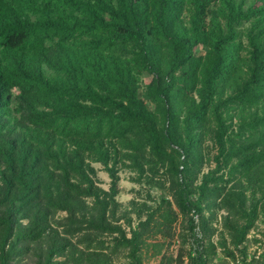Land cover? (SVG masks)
<instances>
[{
    "label": "trees",
    "instance_id": "1",
    "mask_svg": "<svg viewBox=\"0 0 264 264\" xmlns=\"http://www.w3.org/2000/svg\"><path fill=\"white\" fill-rule=\"evenodd\" d=\"M260 215L264 0H0V264H171L178 221L176 264H247Z\"/></svg>",
    "mask_w": 264,
    "mask_h": 264
},
{
    "label": "rangeland",
    "instance_id": "2",
    "mask_svg": "<svg viewBox=\"0 0 264 264\" xmlns=\"http://www.w3.org/2000/svg\"><path fill=\"white\" fill-rule=\"evenodd\" d=\"M149 77L146 75L143 77L142 85H145L149 81ZM94 168L97 172V179L99 181L100 187L103 189H108L110 185V179L108 177V174L103 170L102 166L99 164H95ZM119 194L117 196V200L122 205V210H128L130 201L132 199H135L138 203H142L145 201H148L146 198V192L148 190L147 186L140 185L133 183L131 181L132 178H134V173H131L128 170H120L119 172ZM161 191L157 189H151L149 190V193L153 198H159ZM148 204H152V202L148 201ZM132 217L133 225L136 224V219L133 214L130 215ZM220 228V227H219ZM183 232L182 226L180 224V221H178L174 225V237L170 242V245H166L162 249V254L166 255V257L172 258L171 264H176L177 255L180 248V238L179 234ZM217 235L213 237V241H216ZM255 239L257 242H255ZM261 244H264V218L262 215L259 216L258 221L255 224V227L249 232L247 236V241L245 243L247 247V264L252 262V258L255 257L257 259L256 263L253 264H262L259 258V254L262 252ZM185 251L188 250V246L185 245ZM218 259L214 261V264H243L241 262V256L239 254L236 255V262H233L230 259H226L224 263H221L220 261L223 259V255L221 251H218ZM160 258L159 257H152L151 251L149 253L145 252L143 253V260L142 264H159ZM19 264H30L28 261H23ZM113 264H130V261L128 258H125L123 256L119 257L118 259L114 260ZM180 264H187V258L183 257L182 262Z\"/></svg>",
    "mask_w": 264,
    "mask_h": 264
}]
</instances>
